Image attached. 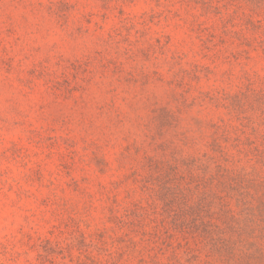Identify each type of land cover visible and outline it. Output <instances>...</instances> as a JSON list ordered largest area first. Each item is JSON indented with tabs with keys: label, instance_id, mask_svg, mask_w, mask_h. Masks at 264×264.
<instances>
[{
	"label": "rangeland",
	"instance_id": "1",
	"mask_svg": "<svg viewBox=\"0 0 264 264\" xmlns=\"http://www.w3.org/2000/svg\"><path fill=\"white\" fill-rule=\"evenodd\" d=\"M0 264H264V0H0Z\"/></svg>",
	"mask_w": 264,
	"mask_h": 264
}]
</instances>
